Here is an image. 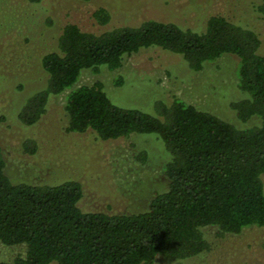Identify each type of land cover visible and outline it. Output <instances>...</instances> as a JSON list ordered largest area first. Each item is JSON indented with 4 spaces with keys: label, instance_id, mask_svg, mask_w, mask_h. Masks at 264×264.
<instances>
[{
    "label": "trees",
    "instance_id": "16d2710c",
    "mask_svg": "<svg viewBox=\"0 0 264 264\" xmlns=\"http://www.w3.org/2000/svg\"><path fill=\"white\" fill-rule=\"evenodd\" d=\"M50 11L43 0H0V45H17L10 58H32L33 71L44 75L39 88L18 104L19 122L33 125L46 112L50 96L69 89L66 131L92 130L101 139L155 134L168 154L163 168L167 182L143 210H84L79 206L83 188L77 179L12 181L5 173L0 144V242L26 247L23 255L0 264H154L157 256L184 264L183 259L209 249L207 226L216 227L219 236L264 226L260 34L219 13L208 16L201 31L150 18L94 32L63 22ZM256 11L264 18V0ZM92 17L105 25L111 14L100 6ZM150 46L181 55L192 70L224 53L236 55L238 88L246 97L230 106L242 122L256 116L259 123L240 127L177 97L156 100L155 115L121 107L109 99L100 80L72 87L82 70L116 69L124 55ZM16 90L22 92L23 84L18 83ZM23 146L28 153L37 149L33 139ZM146 155L144 149L138 157L143 161Z\"/></svg>",
    "mask_w": 264,
    "mask_h": 264
},
{
    "label": "rangeland",
    "instance_id": "374dc122",
    "mask_svg": "<svg viewBox=\"0 0 264 264\" xmlns=\"http://www.w3.org/2000/svg\"><path fill=\"white\" fill-rule=\"evenodd\" d=\"M260 1L43 0V4L59 20L74 22L83 30L94 32L120 24L136 25L150 18L174 21L201 31L207 17L219 13L232 22L256 30L261 39L259 50L264 54V18L256 11ZM100 6L109 9L111 14L105 25H99L92 17L93 11ZM2 46L0 144L9 178L28 183L77 179L83 188L79 206L84 210L131 213L146 208L154 192L163 189L167 182L163 168L168 154L161 140L152 133L101 139L92 130L66 131L64 105L69 89L50 96L46 112L36 123L21 124L16 116L18 104L39 88L44 75L33 71L36 61L32 58H10L17 45ZM237 70L238 58L234 54L224 53L214 61L205 62L201 69L192 70L181 55L150 46L124 55L121 66L116 69L103 66L96 73L82 70L72 87L100 80L109 99L121 107L138 108L155 115L156 100L169 102L177 97L237 126L257 125L256 116L242 122L230 106L246 97L238 88ZM2 73L8 78L1 76ZM118 78L122 80L120 84H116ZM18 83L23 84L20 93L16 90ZM27 139L36 141L34 153L25 150L23 143ZM144 149L148 156L142 161L138 154ZM204 234L209 249L183 259L184 264H264V226H248L239 233L221 236L217 235L216 227L207 226ZM25 249L24 244L8 246L0 242V261L23 255ZM178 263L161 256L154 262Z\"/></svg>",
    "mask_w": 264,
    "mask_h": 264
}]
</instances>
